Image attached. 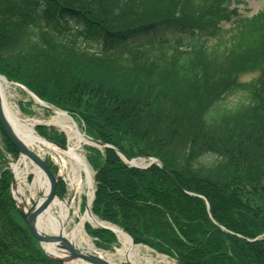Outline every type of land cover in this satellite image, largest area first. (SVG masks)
<instances>
[{"label": "trees", "instance_id": "trees-1", "mask_svg": "<svg viewBox=\"0 0 264 264\" xmlns=\"http://www.w3.org/2000/svg\"><path fill=\"white\" fill-rule=\"evenodd\" d=\"M244 4L0 0V74L66 111L93 139L162 164L135 169L114 150L88 147L93 213L181 264H264V11L242 16ZM239 94L237 107L225 106ZM37 132L66 145L62 134ZM4 162L0 150V173ZM11 182L3 171L0 264H63L31 235ZM86 229L100 248L117 242Z\"/></svg>", "mask_w": 264, "mask_h": 264}, {"label": "bare ground", "instance_id": "bare-ground-1", "mask_svg": "<svg viewBox=\"0 0 264 264\" xmlns=\"http://www.w3.org/2000/svg\"><path fill=\"white\" fill-rule=\"evenodd\" d=\"M9 85L10 83L6 82L5 79L0 78L1 104L10 127L29 149L36 153L47 151L48 154L59 158L65 168L64 172L67 173V180L73 192L69 198L64 200L55 199L48 209L39 216L36 228L46 234L63 235L74 246H80L83 253L95 255L109 264H154V262L157 264H177L176 261L165 256L156 258L150 256L147 248L136 246L120 227L103 222L95 217L90 205L84 214H80L76 210L75 213L78 215L79 221L75 220L72 213L75 209L76 192L85 188L90 198L93 195V177L90 167L85 158L79 154L80 148L85 144H90L91 141L80 131L71 117L57 109H54L55 116L49 124L57 126L66 134L69 142L68 146L61 149L39 137L34 129L38 123L31 120H22L19 113L8 103L7 90ZM126 161L132 162L127 159ZM22 165L25 166L24 170L20 168ZM12 167L15 176L13 196L19 206L24 211L30 210L32 208L31 199L35 200L37 206L41 205L46 200L49 191V180L46 174L39 166L29 161L25 155H22L18 164ZM29 173L35 175L32 183L27 180ZM27 191L31 192V197L27 195ZM37 192H39L38 198L35 197ZM87 223L95 228L107 227L114 230L121 247L112 252L95 250L85 233ZM43 247L51 256L63 258L67 264H90L81 259L71 260L68 258L67 252L61 250L55 244L45 243Z\"/></svg>", "mask_w": 264, "mask_h": 264}, {"label": "rangeland", "instance_id": "rangeland-1", "mask_svg": "<svg viewBox=\"0 0 264 264\" xmlns=\"http://www.w3.org/2000/svg\"><path fill=\"white\" fill-rule=\"evenodd\" d=\"M238 10L240 15L242 16H253L256 15L257 13L264 11V0H245V4L244 5H238ZM225 28H229V25H224ZM170 42L173 43L174 40L176 39V37H170ZM148 40L147 39H140L137 41V43L139 44H147ZM88 68V67H87ZM85 69L87 72L91 73L93 71L89 70V69ZM90 68V67H89ZM91 69V68H90ZM259 71H254L251 73H244L241 74L239 76V83H248L251 82L252 80H254L255 78H257L259 76ZM140 83L144 82V79L142 77L139 78ZM8 98L7 101L8 103L12 106V108L19 113L20 118L24 121L27 120H31V121H36L38 124H41L42 126H44L47 130V133H57V134H62L65 139H66V143L69 144L68 142V138L66 136V134L61 131L57 126L55 125H51L49 124V122L52 120V118L55 116V112L53 107H50V109L44 108L42 107L36 100H34L33 97H31V95L29 93H27L21 86H18L16 84L10 83L9 87H8ZM241 94L239 95H235L231 98H229L224 104L225 106L231 107V109L237 107L239 101H241ZM210 120V119H209ZM77 123V122H76ZM79 129L81 132H83V127L82 125L80 126L79 123H77ZM36 127H34L35 129ZM36 130V129H35ZM3 134L0 131V144L1 147L3 148ZM89 146L87 144L83 145L80 148L79 154L82 155L85 160L87 161V148ZM3 151L5 152V149L3 148ZM44 159H51V161L54 163L55 167H56V172L57 174L64 179V181L66 182V186H67V196L66 198H69L72 195V190H71V186L69 181L67 180V173H65V168L62 164V162L59 160L58 157L52 156L50 154L46 152H42L39 153ZM140 163H142V161H139ZM88 163V162H87ZM144 164H146V162H143ZM89 165V164H88ZM90 167V166H89ZM21 170L25 169V166L22 165L20 166ZM91 173H92V177H93V181H94V176L95 173L93 171V169L90 167ZM31 175V176H30ZM234 177L237 176V174L233 175ZM27 178L29 180L30 183H32L34 180V175L33 173H30L29 176L27 175ZM95 183L93 182V189H94ZM27 195L29 197H31V192L27 191ZM39 196V192H37L35 194V197L38 198ZM35 200L31 199V203H34ZM88 205H91L92 203V198H90L87 193L85 188L83 190H78L75 194V209L73 210V215L75 217V220L79 221V217L78 215L75 213V211H79L80 214H84L85 213V209H84V205L85 203ZM86 233V231H85ZM87 234V233H86ZM88 236V234H87ZM92 245L94 246L95 250H98L99 248H97L96 244H95V240L88 236ZM137 246L142 247L144 249H146L145 246H143L142 244H138ZM80 249H82L80 246H78ZM121 247V244L117 238V243L113 245L112 248L108 249L107 251H114L116 248ZM148 249V248H147ZM149 250V255L156 258L158 256H161V254L159 255V253L148 249ZM119 264H126V263H119ZM154 264H157L156 262H154Z\"/></svg>", "mask_w": 264, "mask_h": 264}, {"label": "water", "instance_id": "water-1", "mask_svg": "<svg viewBox=\"0 0 264 264\" xmlns=\"http://www.w3.org/2000/svg\"><path fill=\"white\" fill-rule=\"evenodd\" d=\"M0 78L5 79L1 75H0ZM26 91L29 92L27 89H26ZM29 93L31 95H33L31 92H29ZM40 102L43 106L47 107V104L45 102H42V101H40ZM0 128H1L2 132L4 133L5 137L7 138V140L15 147V149L19 152V154L25 155L27 157V159H29L34 164L39 166L41 168V170L46 174V176L49 179V184H50L49 193L47 195L46 200L41 205L33 206L29 211H23L18 206L23 217H24L26 224L29 227V230H30L32 236L37 241H39V243L41 244L43 249H44L43 244H45V243L46 244H55V246L59 247L61 250H64L65 252H67L68 258H70L71 260L72 259L73 260L81 259V260H84L90 264H109L107 261H105L101 258H98L95 255L85 254L82 251L78 250L68 239L63 237V235H48L46 233H43L42 231H39L36 228L39 216L48 209V207L50 206L52 201L57 197L58 177L53 174V172L48 167L47 163L38 154H36L33 150L29 149L14 133V131L10 127V125H9V123L5 117V114H4V111L2 108V104H1V99H0ZM86 137L91 141V146H93V147L115 150L119 154V156L123 159V161L131 167L144 169V168L151 166L152 164H156V165L161 166L160 162L156 159H152L151 163L147 166H139L135 162L138 159L130 160L123 153H121L118 149L114 148L113 146L101 143L100 141L94 140L93 138H90L89 136H86ZM46 141L53 144V145H56L62 149H65L64 146L59 145L55 142H52L49 140H46ZM126 159L129 161H132V162H128V161H126ZM14 184H15V181L13 178L12 188H14ZM103 229H107L109 231L114 232L113 230H111L109 228H103ZM44 251L47 253V251L45 249H44ZM48 255L54 260H58V261L65 263V260L63 258L52 257L50 254H48Z\"/></svg>", "mask_w": 264, "mask_h": 264}]
</instances>
